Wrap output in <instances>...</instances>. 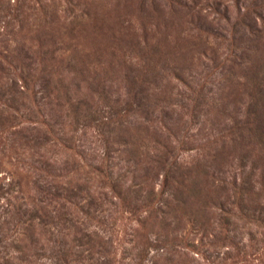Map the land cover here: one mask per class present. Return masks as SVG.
Returning <instances> with one entry per match:
<instances>
[{
    "label": "rangeland",
    "instance_id": "374dc122",
    "mask_svg": "<svg viewBox=\"0 0 264 264\" xmlns=\"http://www.w3.org/2000/svg\"><path fill=\"white\" fill-rule=\"evenodd\" d=\"M262 132L264 0H0L2 173L40 160L61 175L55 186L71 180L103 198L85 161L101 160L109 140L114 174L134 178L143 193L163 187L167 196L180 185L162 182L176 159L186 208L208 205L203 229L191 228L188 216L174 225L175 242L184 246L178 239L190 230L187 240L200 249L179 254L172 246L175 261L264 264ZM250 174L263 198L247 207L263 210L262 220L234 216L220 227L221 203L240 214L228 199L230 181ZM99 201L97 210L108 212L112 198ZM8 205L1 196L0 264H55L52 250L20 259L11 242L24 218ZM222 227L233 242L220 241ZM57 234L34 237L53 242Z\"/></svg>",
    "mask_w": 264,
    "mask_h": 264
},
{
    "label": "trees",
    "instance_id": "16d2710c",
    "mask_svg": "<svg viewBox=\"0 0 264 264\" xmlns=\"http://www.w3.org/2000/svg\"><path fill=\"white\" fill-rule=\"evenodd\" d=\"M28 79L29 76L22 72L19 80L26 90L29 89ZM9 99L13 102L18 101L13 94ZM57 133L58 131L55 130L53 134L57 135ZM58 138L64 141L63 136L59 135ZM110 145V141L107 140L106 152L101 160L85 161L93 172L92 177L100 179L99 188L104 189L105 192L103 198L91 196L88 188L71 187V180L66 184L60 181L63 184L55 186L53 182L58 183L61 175L53 176L49 163L40 164V160L35 161L39 165L34 164L32 160L22 166L24 172L2 173L3 171L0 170V197H5L10 203L8 206L16 212L15 214L24 218L22 224H17L16 239L11 242V246H14V250L18 252L23 262L28 263L30 261L28 258L34 255L36 258L46 250H52L56 258L55 264H181L168 253V250L170 251L175 245L178 248L173 250L179 254L183 248H188L184 254L189 251L200 253L199 244L187 240L190 230L178 239L184 246L179 245L175 242L176 239L170 236L174 225L180 227L179 222L185 216L190 218L191 228H195L196 231L203 229L204 221L199 219L204 211L201 207L208 205L203 203L195 210L186 208L187 201L181 195H185V192H182L185 186L181 180L182 173L180 167L175 166L179 164L178 161L175 159L173 165L165 166V179L162 181L163 186L172 183L173 180L180 183L176 191H170L165 196L167 189L162 187L159 191H155L151 187L143 193L141 188L136 189L137 183L134 178L127 182L126 175L113 173V169L110 168L109 154L112 149ZM66 147L70 149L69 146ZM68 172L71 173L70 170ZM48 174H51L52 180H46ZM230 185L232 193L228 195V199L233 198L232 203L240 214L232 213L226 203H221L219 205L221 214L217 216V224H220V227L229 226L234 216L247 217L253 224L260 223L263 210L247 207L249 202L263 198V193L255 192L257 184L253 180V175L233 177ZM261 189L264 191V186ZM84 190H87V197L80 196ZM38 195L43 197L40 203L36 201ZM11 196L16 199L15 203H12ZM109 196L113 202L108 212L104 209L97 210L100 205L99 200ZM53 202L56 203L55 207L51 206ZM60 202L63 203L58 208ZM65 208L68 209L66 212H64ZM39 212L43 214L39 215ZM87 221H95L98 225L87 224ZM50 229L58 232L57 239L53 242L51 237L49 240L34 237L37 231L48 233ZM221 229L223 234L220 241L233 242L230 238L232 235H229L231 230L228 227Z\"/></svg>",
    "mask_w": 264,
    "mask_h": 264
}]
</instances>
